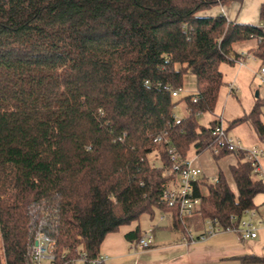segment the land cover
Returning <instances> with one entry per match:
<instances>
[{
    "label": "trees",
    "instance_id": "trees-1",
    "mask_svg": "<svg viewBox=\"0 0 264 264\" xmlns=\"http://www.w3.org/2000/svg\"><path fill=\"white\" fill-rule=\"evenodd\" d=\"M231 1L241 0H0V264H31L28 211L41 201L59 215L55 264L80 251L90 264L108 232L142 214L168 213L183 229L178 206L161 200L176 176L163 139L182 157L216 146L214 120L204 126L197 116L214 111L220 64L234 63L233 45L253 38L249 51L264 66V2L262 25L202 14ZM186 73L196 91L172 96ZM180 102L185 115L176 123ZM263 103L256 96L231 123L249 122L264 140ZM231 152L235 191L221 170L215 182H194L203 224L235 225L264 193L244 151L219 146L213 154ZM138 235L136 228L125 237Z\"/></svg>",
    "mask_w": 264,
    "mask_h": 264
},
{
    "label": "crops",
    "instance_id": "crops-1",
    "mask_svg": "<svg viewBox=\"0 0 264 264\" xmlns=\"http://www.w3.org/2000/svg\"><path fill=\"white\" fill-rule=\"evenodd\" d=\"M262 2L264 0L231 1L223 5H214L204 10L202 14L216 15L221 13L230 21L262 25L263 23L259 18V7ZM255 44L256 40L253 38L235 43L231 53L246 51L248 56L244 58L242 66H238L236 63L232 64L240 68L245 65L247 58H252L260 65L259 59L249 51V48L255 46ZM259 87L261 99L264 101V86ZM260 112V120L264 125V103L260 108ZM214 116L211 121L215 119ZM243 122L247 121L233 124L230 129L232 130L233 128L234 132L241 137L244 141L243 144L261 147L262 152L259 158L264 172V140H261L253 128L242 127ZM247 123L250 124L249 122ZM231 153L224 155L223 162L220 166L217 165L216 168L214 163L217 164V161L215 160L212 163L210 157L207 156L202 159V163L198 164L209 177V180L212 175H216L217 171L221 169L230 187L235 191L229 165L236 163V156L235 152ZM198 154L190 153L189 157H197ZM212 166H214V170L210 169ZM205 174L203 175L204 178L206 177ZM175 178L170 179L166 183L169 186H174ZM262 181L264 182V178ZM201 189H203V186H201ZM253 203L254 214L251 216V222L258 232L255 238L244 240L236 232L222 231L208 237L204 241L192 240L191 236L196 237L205 226V222L204 224L201 223L196 213L184 216L182 220L183 229H179L171 225L168 213L157 211V214L154 213L151 218L147 214H142L138 219L128 224L120 225L116 231L108 232L99 246V253L104 256L102 264H264L259 262H243L239 258V256L246 254L264 257V193L259 192L255 194ZM136 228L139 229L138 236L145 231L150 232V246L138 249L135 247L137 238L132 240L126 239L125 234ZM40 264L50 263L47 259H42Z\"/></svg>",
    "mask_w": 264,
    "mask_h": 264
},
{
    "label": "built area",
    "instance_id": "built-area-1",
    "mask_svg": "<svg viewBox=\"0 0 264 264\" xmlns=\"http://www.w3.org/2000/svg\"><path fill=\"white\" fill-rule=\"evenodd\" d=\"M248 56L246 51H239L230 53L229 58L233 60L238 66L244 64V58ZM258 77L264 83V66H260L258 71ZM231 92L237 91V87L234 83L228 84ZM165 89H170L168 86H164ZM181 88L170 89L172 96H178ZM195 100V97L193 98ZM175 117V116H174ZM180 118L175 117V122H179ZM211 134L216 141L217 145L212 146L209 149L213 153H217L219 146H224L228 150L244 151L245 158L250 162L253 175L258 178H264V172L261 167L260 151L244 149L239 141L235 142L228 136L226 129L222 126V116H217L214 119V123L211 127ZM162 135L159 134L153 138V141H161ZM166 144V152L171 163V168L175 171L176 178L175 184L168 185L165 183L161 200L167 206H178L180 216H188L196 213L199 209L200 197L193 195L194 182L201 176V168L194 163L196 156L182 157L176 148L168 143V139H163ZM212 182L217 181V175L210 177ZM29 219L28 229L32 236V243L28 249V256L31 264H40L42 259H47L50 264H55L56 258V233L58 224V212L54 205L46 204L45 202L32 203L29 207ZM254 214L253 208L243 210L242 215L236 220V224L233 226H222L214 218L205 220V226L203 230L192 237V240L204 241L208 237L213 236L222 231L236 232L241 239H251L257 236V229L252 225L251 216ZM233 221L236 219L234 215L230 216ZM151 234L149 231L143 232L135 242V247L143 249L150 246ZM104 256L101 254L98 257L92 259L90 264H99L102 262ZM86 259V254L80 251L78 257L70 260L68 264H81Z\"/></svg>",
    "mask_w": 264,
    "mask_h": 264
},
{
    "label": "rangeland",
    "instance_id": "rangeland-1",
    "mask_svg": "<svg viewBox=\"0 0 264 264\" xmlns=\"http://www.w3.org/2000/svg\"><path fill=\"white\" fill-rule=\"evenodd\" d=\"M220 69L222 70L223 73V84L220 87L214 111L201 113L199 116H197V121L201 125L208 126L209 122H211L214 115H215L214 117L222 116V126L226 129L229 137H231L235 142L239 141L240 145L244 149L255 150V151L262 150L261 147L258 148V147H254L253 145H251L252 146L251 147L243 144L244 141L241 139V137L234 132L233 128L232 130L230 129V127H232L233 125L231 123L232 119L247 114L250 111L251 107L253 106L256 96H258L260 99L262 98L261 94L259 93V88H260L259 86H264V83H262V81L257 75L260 69L259 63L255 62L252 58H247L246 63L243 67L238 68L235 64L222 62L220 64ZM232 82L237 87V91L235 92L234 91L231 92L228 86V84ZM195 91H196L195 78L192 74L186 73L182 78V87L178 97L184 96L186 94H191ZM255 93H257V95H255ZM174 114L175 117L177 118H181L183 115H185V109L181 102L175 105ZM243 123L244 124L242 127L245 128L251 127V129L253 128L252 125L248 124L247 122H243ZM202 152L204 153L201 154ZM202 152L198 154L197 160L196 159L194 160V163L198 165L200 168L201 166L199 164L202 163V159L205 156L210 157L212 163L215 162V160L217 161V164L214 163L215 168L217 167V165L220 166L221 163L223 162L224 155L220 157H215L210 149H206L205 151ZM227 154H232V153H226L225 155ZM258 156L260 157L259 153ZM210 169L214 170V166H212ZM201 170L202 173L199 178L203 177V175L205 174L202 168ZM205 176H206L205 179L207 181H210L209 177L206 174Z\"/></svg>",
    "mask_w": 264,
    "mask_h": 264
},
{
    "label": "water",
    "instance_id": "water-1",
    "mask_svg": "<svg viewBox=\"0 0 264 264\" xmlns=\"http://www.w3.org/2000/svg\"><path fill=\"white\" fill-rule=\"evenodd\" d=\"M255 95H257V93H255Z\"/></svg>",
    "mask_w": 264,
    "mask_h": 264
}]
</instances>
